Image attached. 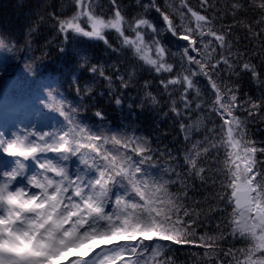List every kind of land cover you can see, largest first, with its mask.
I'll use <instances>...</instances> for the list:
<instances>
[{
    "label": "snow or ice",
    "instance_id": "obj_1",
    "mask_svg": "<svg viewBox=\"0 0 264 264\" xmlns=\"http://www.w3.org/2000/svg\"><path fill=\"white\" fill-rule=\"evenodd\" d=\"M108 3L110 15L97 0H68L70 14L59 5L48 15L64 44L102 42L153 72L184 147L174 155L144 136L93 128L86 122L93 89H81L78 79L76 102L49 91L48 100L58 102L45 105V128L0 131V264H176L174 252L185 248L198 249L191 254L202 264H264V140L248 133L250 124L264 123V0H197V7L148 0L131 19L119 0ZM238 29L251 48L235 47ZM37 30L38 23L28 27L21 51L31 50ZM167 36L178 42L175 51ZM18 44L0 35V48L11 52ZM66 59L107 81L115 105L123 104L111 91L114 80L127 90L132 75L126 79L118 67L107 74L91 62L86 44ZM243 76L259 95L242 98L228 82ZM150 87L145 81L148 101L158 106ZM93 116L106 120L101 110ZM202 116L216 120L208 127Z\"/></svg>",
    "mask_w": 264,
    "mask_h": 264
},
{
    "label": "trees",
    "instance_id": "obj_2",
    "mask_svg": "<svg viewBox=\"0 0 264 264\" xmlns=\"http://www.w3.org/2000/svg\"><path fill=\"white\" fill-rule=\"evenodd\" d=\"M119 2L122 11L131 19L143 12L140 4L147 3L148 0H140V3H137V0H119ZM159 2L167 5V3H174L175 0H159ZM220 3L223 4L224 0H220ZM97 4L104 14H111L108 0H97ZM191 4L193 7L198 6L197 0H191ZM59 5H64L61 11L67 14L71 13V9L67 7L68 0H0V35L11 36L12 40L19 41L16 49L11 52L7 48H0V110L4 106L10 111L20 108L32 110L40 123L47 122L42 115V111L50 114L45 105L58 102V100H48L49 91H52L54 95L60 93L68 101L76 102L78 97L73 81L78 79L81 89L85 86L93 89L91 108L87 113L86 121L90 126L118 129L122 132L127 131L129 134L144 136L151 140L154 149L163 151L170 148L174 155L177 150H182L184 145L179 126L176 118L169 111L171 101L168 94L164 93L160 87L158 77L146 67L133 66V59L130 54H113L102 42L77 38L69 44H64L62 37L57 32L55 20L48 15L52 10L50 6ZM148 15L155 23H161L159 15L154 11L149 12ZM37 23L38 30L31 36V50L21 51L25 32L30 25ZM107 35L113 46L119 47L115 33H108ZM245 35V32L240 29L233 33L232 38L234 40L239 39V43L235 45L237 49L251 48V44L245 39ZM165 42L175 51L178 42L174 38L167 36ZM80 44L88 45V55L91 57V62H98L103 65L107 74H113V68L118 67L120 75L125 76L126 79L129 75L133 76L127 90L119 89V81L114 80L111 91L116 95H122L123 104L120 107L115 105L107 81L99 76H93L86 68H81L75 63V59L72 61L66 59L72 49ZM61 47L65 48V52L60 51ZM21 58L32 64L33 72L28 73L26 71L25 65L21 63ZM54 69L59 71L54 72ZM225 79L227 78L225 77ZM145 81L151 83V87L147 91H151L160 100L158 106H153L148 101L145 95ZM44 82L50 83L51 88L45 87ZM228 82L239 87L242 98L247 94L259 95L258 89L247 76L239 79L232 77ZM201 89L207 92L206 102H210L211 93L204 80H201ZM175 98L174 96L173 99ZM96 110L105 113V121H98L93 116ZM201 119L208 127L212 126L210 121L216 120L214 116H209L208 119L202 116ZM248 133L258 142L264 140V123L250 124ZM220 158H223L222 150ZM70 167L74 171L75 163L71 164ZM202 191L208 194V189ZM196 195L197 198H202L200 191ZM212 231L215 229L213 228ZM229 243H236L237 247L240 246L238 242L229 241ZM195 251L199 250L185 248L174 252L176 264H202L199 256L191 254Z\"/></svg>",
    "mask_w": 264,
    "mask_h": 264
},
{
    "label": "rangeland",
    "instance_id": "obj_3",
    "mask_svg": "<svg viewBox=\"0 0 264 264\" xmlns=\"http://www.w3.org/2000/svg\"><path fill=\"white\" fill-rule=\"evenodd\" d=\"M46 124L47 122L40 123L37 115L32 110L20 108L10 111L5 106L0 110V131L9 135L33 126L45 128Z\"/></svg>",
    "mask_w": 264,
    "mask_h": 264
}]
</instances>
